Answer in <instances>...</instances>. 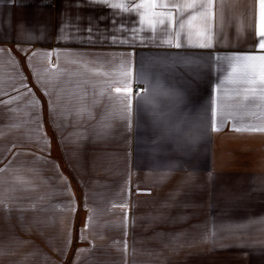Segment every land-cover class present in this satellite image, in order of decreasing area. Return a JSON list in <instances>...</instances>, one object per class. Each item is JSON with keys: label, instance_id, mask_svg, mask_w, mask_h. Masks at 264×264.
Here are the masks:
<instances>
[{"label": "crops", "instance_id": "0c3cea01", "mask_svg": "<svg viewBox=\"0 0 264 264\" xmlns=\"http://www.w3.org/2000/svg\"><path fill=\"white\" fill-rule=\"evenodd\" d=\"M191 2L0 0V264H264L260 0Z\"/></svg>", "mask_w": 264, "mask_h": 264}, {"label": "snow or ice", "instance_id": "6c2138e0", "mask_svg": "<svg viewBox=\"0 0 264 264\" xmlns=\"http://www.w3.org/2000/svg\"><path fill=\"white\" fill-rule=\"evenodd\" d=\"M114 7L118 8H123V4H117L113 5ZM144 5H139L138 7H143ZM151 7L156 8V7H168L167 5H151ZM184 7L187 10V16L186 18L189 20V27H191L192 22H194L197 19V15H199V18L202 22L205 24L204 31L201 32V35H204V32L210 31V24L208 21L211 20L213 16L212 12V7H213V0H209V2L205 4H198L193 0L191 3H187L184 5ZM260 8H261V13H260V22L257 25V30L255 33L256 39H257V45L260 50H264V0H260ZM207 9V11H204ZM161 24L164 23L163 20L160 21ZM183 27V25H182ZM200 47H211V39L210 37L208 38V41L206 43H200ZM177 47H179V44H177ZM230 60H244V61H260L261 63L259 65H252L250 66L249 70L255 73L257 70L259 71L260 77L262 80H264V55L260 56H245V57H231L228 58ZM126 75H131V72L129 71L126 73ZM116 92H121V91H126L128 93H131V88H126V89H121V88H116ZM129 103V107H130ZM213 130H216L215 124L213 123L212 125ZM237 131H242V129H236ZM244 131H264V128L261 129H243Z\"/></svg>", "mask_w": 264, "mask_h": 264}, {"label": "built area", "instance_id": "2783aa9c", "mask_svg": "<svg viewBox=\"0 0 264 264\" xmlns=\"http://www.w3.org/2000/svg\"><path fill=\"white\" fill-rule=\"evenodd\" d=\"M144 89V87L143 86H139V87H137V91H142Z\"/></svg>", "mask_w": 264, "mask_h": 264}]
</instances>
